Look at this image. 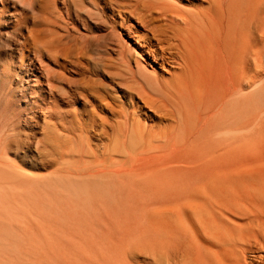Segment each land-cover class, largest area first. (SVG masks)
Returning a JSON list of instances; mask_svg holds the SVG:
<instances>
[{
    "label": "bare ground",
    "instance_id": "obj_1",
    "mask_svg": "<svg viewBox=\"0 0 264 264\" xmlns=\"http://www.w3.org/2000/svg\"><path fill=\"white\" fill-rule=\"evenodd\" d=\"M50 1L84 33L61 27L42 45ZM0 37V84L25 113L0 148L76 160L65 172L85 183L91 211L117 215L97 220L104 241L128 254L156 216L155 264H264V0H0ZM109 197L120 203L102 206Z\"/></svg>",
    "mask_w": 264,
    "mask_h": 264
},
{
    "label": "rangeland",
    "instance_id": "obj_2",
    "mask_svg": "<svg viewBox=\"0 0 264 264\" xmlns=\"http://www.w3.org/2000/svg\"><path fill=\"white\" fill-rule=\"evenodd\" d=\"M47 4L49 5V7L46 5V9L44 10V13H43L44 15H42V17H41L43 19L44 23L40 29L44 33L40 32L41 35L40 34L38 35L40 37L39 40L42 37V39L40 40V43L42 45L54 44L57 37H60V35H61V37L63 35H65L64 34L65 32L61 31L62 30L61 27L68 26V27H66V30L68 31L67 35H69V37H70L69 39H72L74 37H78L79 34H81L83 32L81 29H79L76 25H74L72 23H70V24L67 23L68 25L65 26V24L62 21H60L61 18H60L59 12L63 16V14H62L63 9L61 10V6L59 5L58 2L56 3L57 6L53 3V1H50ZM50 4L52 6H50ZM50 7H52V8H50ZM47 8L49 10L53 9L54 11H59L58 13L56 12L59 15H55L54 14L55 12L52 10L49 12V13L52 12L51 13L52 15L50 14L51 16L48 17V14H49L48 11L49 10H47ZM53 14L55 17L53 16ZM45 15L47 17H45ZM63 19H64V17H63ZM96 19H98V18H96ZM50 20L52 22H50ZM45 21L46 22L48 21L47 24ZM58 21L60 22V24ZM62 23L64 26L61 25ZM49 25H50V27L48 28ZM51 25L54 26V28L58 25L57 27L60 28V30H58L56 27L55 29L57 30L56 31L57 33L55 32V29L53 32V28ZM70 25H71V27H70ZM69 28H71L72 30ZM75 31H77V32H75ZM59 32H60V34H59ZM57 34H59V35H57ZM74 35H76V36H74ZM47 36H48V38H47ZM51 41H53V43ZM64 41H66V40L64 39ZM71 44H73V42L65 43L66 46H73ZM6 45H7V42L2 37H0V53L1 54L4 51V49H7ZM101 46H102L101 43H100V46H98L97 48L93 46L92 47L93 53H96V51H98V50L99 51L102 50ZM0 69L2 71L4 69V61H3L2 57L0 58ZM1 70H0V72H2ZM7 87H8L7 85H5V88L3 85L0 86V130L3 129L5 126L10 125L12 123V121H15L19 118H21V120H22L24 118V114H25L23 112L20 117H15V116H18L19 115L18 113H20V111H21V109L16 105L17 99H18V90H16L17 92H15V96L13 98L9 99V97H7L8 95L6 94ZM259 93H261V96L264 95L263 90H262V92L260 91ZM259 93L257 94L258 96L260 95ZM259 97L256 98L257 102L259 101V99H261V100L264 99V96L260 97V98ZM10 101H12V102H10ZM14 101L16 102V104ZM260 101H259V103H257L258 108L260 107L259 105H261L264 102V100L261 101L262 103H260ZM11 103H13V104H11ZM10 104L13 107L10 106ZM14 104H15V106H14ZM20 105H22V103H20ZM13 108H16V109H13ZM17 108H19V109H17ZM9 109H11V110H9ZM14 110H15V112H14ZM257 112H258V110H257ZM156 122H157V119H156ZM159 123L160 122H157L156 125L158 126ZM20 129H22V127L18 128V130L16 132H19V134L22 135V137H21V135H19L20 138H22V139H23L24 135L28 136L31 134V133L27 132V130H25V129L24 130L23 129L20 130ZM39 138H43V136L41 135V137H39ZM0 146H1V144H0ZM13 149H14L13 146H12V148L10 147L9 149H4V150H3V148H0V155H1L0 156L1 157L0 162L7 169V170H5V174L0 173V189H1L0 190V264H41V263L42 264H49V263L50 264H66V262L68 264H70V263L71 264H87V263L91 264L92 262H93L92 264H107V263L110 264V262L106 261L109 259H108V256L105 255L106 252L104 251V249L107 250V253H108L107 255H109V253H110V256L112 255L113 257L118 255V254L119 255H122V254L125 255L128 264H132V262H133V264L136 262H137L136 264H139V262L141 264H152V263L155 264V261H156V255H155L156 254V250H155L156 249V246H155L156 242L155 241L157 240V238H156L157 237L156 216H153V218L151 217L153 222L148 225V227L151 230L144 233L143 239H141L139 242L141 244H138L137 246H135L134 250L132 249L131 251H128V254H124L122 248L120 247L121 248L120 249L118 245L116 246V245L112 244V242L107 243L106 241H104L103 238H104V235H106L105 227L102 224H99V223L97 224V220H99L100 218H105V216H108L112 220L114 218H115L114 220H116L117 215L115 213H113L111 210H109L107 212L104 211L103 212L104 214H101L102 211H94V210L91 211L89 196H86L87 190H86L85 185H84L85 183L80 182V180H75V178L68 176L67 173L65 172V170H68V167H70V166H74V165L78 166L76 160L73 161V160L65 158L63 160L62 164H59L57 162L54 164L52 161L53 159L50 156H48L46 159L43 158V160L47 161V162L46 161L43 162V160L41 158H39V156L33 151H29V153H27V155L24 156L25 150H23V149H18V150L14 149L13 150ZM65 150H66L65 152H67L69 149H65ZM34 156H35V158H34ZM48 159H52V160H48ZM50 162L53 163L54 165L52 164V166H51ZM9 170H11V171H9ZM18 170H19V173H18ZM16 172H17V174H16ZM50 179H51V181H50ZM15 181H16V183H15ZM5 186H7V187H5ZM45 187H46V189H45ZM7 191H9V192H7ZM100 199H101V202L103 203V204H101L102 206L105 204V205L109 206L110 208H112V205H117L120 203V201L115 197L100 198ZM9 205H10V207H9ZM26 205H27V207H26ZM76 210H78V211H76ZM56 213H57V215H56ZM72 213H74V214H72ZM71 217H73L74 220ZM82 217H83V219H82ZM125 217L128 218V216H125ZM134 218H136V217L134 216L133 219ZM60 219H61V222H60ZM19 220H20V222H19ZM54 220L56 223L54 222ZM57 221H58V223H57ZM39 222H41V223L39 224ZM65 223H66V226H64ZM70 223H72V224H70ZM70 225L72 227H75V231L73 232V234L78 233L79 235L75 234L74 235L75 237L73 236L72 231L74 229ZM139 225L144 226V222H142ZM77 226H79V227L76 228ZM46 227H47V229H44ZM65 227H66V229H65ZM70 228H72L73 230ZM42 230H45V231H42ZM46 230L48 231L49 235L46 233L47 232ZM77 231H79V232H77ZM43 232H44V234H43ZM87 232H89V235H92L91 238L88 236ZM101 232L103 234H101ZM98 233H99V235H98ZM59 235H60V237H59ZM69 236H71V237H69ZM64 237H66V239L69 238L68 240L73 242L72 244L74 246L77 245V243H78V245L75 247L71 244L69 245L70 242H68V240L64 239ZM88 237H89V239H87ZM76 238H79L80 240L78 239V241H77ZM155 238H156V240H155ZM65 240L68 243L64 242ZM72 240H74V241H72ZM143 240L145 243L143 242ZM76 241H77V243H76ZM96 241L98 243L101 241L99 243L100 245ZM149 241L152 245L148 244ZM82 244H83V246H82ZM93 244H94L95 248L93 247ZM103 245H104V247H103ZM42 246L44 248H41ZM70 246L72 247V249ZM84 246L85 247L87 246V247L85 248ZM89 246H91V247H89ZM97 246H99V247L102 246V247H100L102 249L101 250L99 248L97 249ZM137 247H138V249H137ZM149 248H150V250H152L151 251L152 253H150V254L153 255V251H154L155 254L153 256L148 253V252H150V251H148ZM68 250L69 251L71 250L70 251L71 254L76 251L75 253L78 252L77 254H79V255H76V254L71 255ZM84 250H85V252H84ZM96 250L97 251L100 250L98 252L100 254V256H98L99 254H97ZM108 250H109V252H108ZM145 250L147 253L145 252ZM132 251H134V252H132ZM137 251H138L139 255L136 256ZM139 251H140V253H139ZM62 252H63V254H62ZM64 252H66V253H64ZM95 252H96L97 256L95 255ZM68 253L70 254V256L68 255ZM84 253H86V254L89 253L90 255L89 254L86 255ZM132 253H134V254L132 255ZM144 253L146 256L149 255L148 258H146V256L141 257V255H143ZM55 254H57V255H55ZM92 254H93V257L95 258L93 260L91 258ZM130 254L132 255L131 257H130ZM63 255L67 256V258ZM102 255L105 256L106 260H103ZM127 255H129V256H127ZM72 256L74 258H72ZM87 256L88 257L90 256L89 259L91 260V262L89 261ZM154 256H155V258H154ZM80 257L82 259L84 258L85 261H82V259ZM86 257H87V259H85ZM99 257H101V258H99ZM134 257L137 258V259L135 258L136 261H134ZM150 257H152V259L149 260ZM51 258H54V259H51ZM98 258L102 263L100 261L98 262ZM153 258L155 260L154 262H152ZM250 258H252V257H250ZM62 259H63V261H62ZM64 259L66 261H64ZM72 259H75V260L72 261ZM128 259H131L130 262ZM53 260H54V262H53ZM76 261H78V262L75 263ZM80 261H82V262H80ZM147 261H149V262H147Z\"/></svg>",
    "mask_w": 264,
    "mask_h": 264
}]
</instances>
